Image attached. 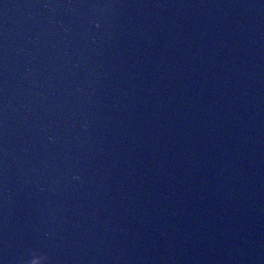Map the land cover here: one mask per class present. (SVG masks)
I'll return each mask as SVG.
<instances>
[{"label":"water","instance_id":"95a60500","mask_svg":"<svg viewBox=\"0 0 264 264\" xmlns=\"http://www.w3.org/2000/svg\"><path fill=\"white\" fill-rule=\"evenodd\" d=\"M0 264H264V0H0Z\"/></svg>","mask_w":264,"mask_h":264}]
</instances>
